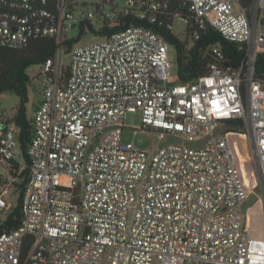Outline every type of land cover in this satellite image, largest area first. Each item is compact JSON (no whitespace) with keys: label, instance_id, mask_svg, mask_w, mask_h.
I'll return each instance as SVG.
<instances>
[{"label":"built area","instance_id":"built-area-1","mask_svg":"<svg viewBox=\"0 0 264 264\" xmlns=\"http://www.w3.org/2000/svg\"><path fill=\"white\" fill-rule=\"evenodd\" d=\"M168 16L185 37L214 27L242 62L213 46L209 72L181 82L164 35L127 24ZM38 38L55 52L41 64L26 151L0 107V214L14 208L12 188L22 211L0 232V264H264V237L241 212L249 188L237 150L249 133L264 178V0H0V47ZM138 110L141 129L197 145L125 142L123 118Z\"/></svg>","mask_w":264,"mask_h":264},{"label":"trees","instance_id":"trees-1","mask_svg":"<svg viewBox=\"0 0 264 264\" xmlns=\"http://www.w3.org/2000/svg\"><path fill=\"white\" fill-rule=\"evenodd\" d=\"M252 0H240L243 7H249ZM173 8L176 7L174 3ZM182 9H185L184 7ZM163 24L149 23L146 20H128L127 24H147L164 35L169 43L176 49V67L179 80L189 83L209 72V65L215 60L212 53L213 46L221 47L234 66L239 65L244 57V50L238 44L228 41L214 27L208 25L199 30V38L194 39L188 29V35L182 40L168 27L173 17L168 16ZM119 29L115 26L114 29ZM55 52L52 39L38 38L32 40L22 48L0 47V96L5 92H15L20 97V103L13 116L20 128L19 142L24 151L28 148L33 136V120L27 117V103L29 102L28 85L31 78L27 72L32 65L43 64ZM256 76L264 79V54L258 56L256 62ZM230 125L245 129L241 120H230ZM28 171V170H27ZM23 187V185H22ZM22 217L21 194L18 204L8 214L6 220L0 225V232L17 228Z\"/></svg>","mask_w":264,"mask_h":264},{"label":"rangeland","instance_id":"rangeland-1","mask_svg":"<svg viewBox=\"0 0 264 264\" xmlns=\"http://www.w3.org/2000/svg\"><path fill=\"white\" fill-rule=\"evenodd\" d=\"M186 26L175 20L173 24V33L184 40ZM93 38L87 36L84 41H91ZM171 59L176 61V49L174 46H170L169 49ZM70 57H66L65 61L68 62ZM172 70L177 72L176 64ZM31 82L28 85L29 102L27 103V117L33 118L35 109L38 103L42 99V95L45 87V74L42 70V65H32L27 70ZM20 103V97L15 92H5L0 96V107L5 110L8 117H13L16 113L17 107ZM142 113L140 110L135 112H127L123 118L125 127L123 128V138L125 142H132L135 146L154 151L157 148L169 143H184L187 145L195 146V142H188L182 137L166 135L161 138L159 134L153 130L141 129L142 127ZM134 128H138V131L134 133ZM246 130V129H245ZM240 136V144L238 142L237 150L243 152V166L246 171L249 197L241 206V212L243 214L244 223L250 227L253 232L264 237V178L259 168V162L255 153V149L249 133ZM20 191L18 188H12L9 194L5 196L8 203H11L13 207L18 204ZM8 211L0 214V225L6 220Z\"/></svg>","mask_w":264,"mask_h":264}]
</instances>
